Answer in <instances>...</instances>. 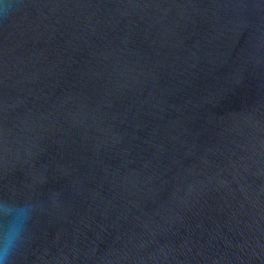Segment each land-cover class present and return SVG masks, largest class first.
Returning a JSON list of instances; mask_svg holds the SVG:
<instances>
[{
	"label": "water",
	"instance_id": "95a60500",
	"mask_svg": "<svg viewBox=\"0 0 264 264\" xmlns=\"http://www.w3.org/2000/svg\"><path fill=\"white\" fill-rule=\"evenodd\" d=\"M12 2L11 264H264V0Z\"/></svg>",
	"mask_w": 264,
	"mask_h": 264
},
{
	"label": "clouds",
	"instance_id": "9594fccd",
	"mask_svg": "<svg viewBox=\"0 0 264 264\" xmlns=\"http://www.w3.org/2000/svg\"><path fill=\"white\" fill-rule=\"evenodd\" d=\"M15 7L12 0H0V18L8 17ZM42 209L37 201L0 198V264H11L25 242L32 217Z\"/></svg>",
	"mask_w": 264,
	"mask_h": 264
}]
</instances>
